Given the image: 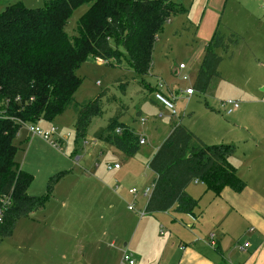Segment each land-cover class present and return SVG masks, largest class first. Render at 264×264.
I'll return each instance as SVG.
<instances>
[{
  "label": "rangeland",
  "instance_id": "rangeland-1",
  "mask_svg": "<svg viewBox=\"0 0 264 264\" xmlns=\"http://www.w3.org/2000/svg\"><path fill=\"white\" fill-rule=\"evenodd\" d=\"M47 1L0 0V10L5 2L40 8ZM173 1L188 12L171 17L158 33L153 48V70L145 78L137 75L122 46H119L122 52L119 61L100 62L89 56L77 70L81 85L74 95L76 103L94 99L105 90L109 96L117 97V101L103 97L104 114L92 119L83 139L76 142L73 109L52 121L37 123L42 130L56 127L51 138L60 140L59 146L33 136L28 125L21 128L14 141L19 148L15 159L32 177L30 195L47 196V200L43 209L18 220L11 237L2 239L0 264H53L48 261L51 256L55 257V264L66 263L57 257L59 248L71 252L77 248L81 252L83 246L90 247L89 243L97 241L106 226L111 233L127 235L129 228L113 226L111 217L115 215L121 226L131 216L139 215V208L145 207L148 196H144V192L152 190L155 174L148 163L168 138L175 122L187 126L206 144H231L238 151L245 144L242 138L249 132L257 136L264 134V34L257 29L258 24H264V0ZM87 9L88 5H83L74 10L65 28L69 36L78 34L77 22ZM218 31L227 36L233 32L240 42L227 52L217 50L222 56L220 77L212 81L208 92L194 90L189 96L186 90L194 89L205 47ZM181 63L186 69H180ZM160 90L166 94L173 91L171 100L175 113L156 101L155 93ZM228 100L238 102L240 108L228 114L224 106ZM120 111H123L122 123L147 139L131 157L110 143L94 138L95 131ZM115 164L122 166L121 172L108 170ZM99 177L120 185V195L104 196L98 185ZM131 187L138 191L136 198L128 192ZM128 204H134L135 211L128 210ZM30 233L35 238L32 239ZM40 236L47 239L55 253L50 249L48 259L42 253V260L36 261L33 256L40 247ZM98 256L92 257L87 252L85 263L91 264L94 259L95 264Z\"/></svg>",
  "mask_w": 264,
  "mask_h": 264
},
{
  "label": "trees",
  "instance_id": "trees-1",
  "mask_svg": "<svg viewBox=\"0 0 264 264\" xmlns=\"http://www.w3.org/2000/svg\"><path fill=\"white\" fill-rule=\"evenodd\" d=\"M83 5L88 9L77 22L78 34L71 37L66 25ZM187 12L173 0H48L40 8L13 3L0 12V204L4 198L9 200L0 224V243L13 235L21 217L46 205L47 196L30 195L32 177L15 159L19 148L14 141L24 124L52 121L73 109L79 142L92 119L104 114L103 97L117 101L105 90L94 99L76 103L79 67L89 56L108 63L119 61L122 46L137 75L145 78L153 70L158 33L171 17ZM239 42L233 32L214 34L205 47L195 91L208 92L212 81L220 77L222 56L217 50L227 52ZM122 115L123 111L117 112L95 131L94 138L131 157L140 149V137L120 122ZM233 152V145L206 144L187 126L176 123L149 162L155 178L146 212L194 214L199 201L188 187L195 180L216 194L225 188L243 191L246 182L229 160Z\"/></svg>",
  "mask_w": 264,
  "mask_h": 264
},
{
  "label": "crops",
  "instance_id": "crops-1",
  "mask_svg": "<svg viewBox=\"0 0 264 264\" xmlns=\"http://www.w3.org/2000/svg\"><path fill=\"white\" fill-rule=\"evenodd\" d=\"M5 3L2 4L0 11L8 5ZM257 29L264 34L263 23L258 24ZM159 92L172 98L171 90L168 94L161 90ZM171 111L173 113V110ZM175 124L176 122L172 125L169 134ZM125 125L128 126V124ZM139 136L142 138L143 135ZM241 141L245 143L244 146L239 151L234 148L229 160L237 168L239 177L246 182V188L243 191L235 192L225 188L220 194H216L208 190L205 184L199 181L194 182V187L188 188L189 194L199 201L194 214H180L174 210L141 214V210L146 211L151 191L148 195L144 192V196L148 197L145 207L139 208V215L131 216L121 226L119 221L117 224L118 219L115 215L111 217L113 226L129 228L130 232L127 235L111 233L109 226H106L104 231L100 232L97 241L89 243L90 247L83 246L81 252L77 251V248L73 252L59 248L57 257L65 260L66 263L58 264H71V262L87 264L84 258L87 252L92 257L99 254L95 264H127L123 261L125 252L131 255L135 264H264V134L257 136L249 132ZM97 168L99 169V166ZM113 169L121 172L122 166L108 170ZM154 178L155 174L153 180ZM98 181L104 196L112 193L120 195V185L115 186L112 182L103 181L100 177ZM108 207L112 208L111 204ZM99 218L103 219V216L100 215ZM123 232H126V229H123ZM29 236L32 239L35 238L33 233ZM39 238L42 241L33 256L36 261L38 259L40 261L42 253L48 259L47 253L51 249L44 236ZM50 252L55 253L53 248ZM71 254H77L78 257L70 256ZM49 260L55 264L54 256L49 257ZM94 262L93 259L91 264Z\"/></svg>",
  "mask_w": 264,
  "mask_h": 264
},
{
  "label": "built area",
  "instance_id": "built-area-1",
  "mask_svg": "<svg viewBox=\"0 0 264 264\" xmlns=\"http://www.w3.org/2000/svg\"><path fill=\"white\" fill-rule=\"evenodd\" d=\"M179 67L182 70L186 66H185V64L181 63L179 65ZM185 78H186V76H185ZM186 93H187V95H193L194 94V89L188 88L186 90ZM155 98H156L157 101H159L160 103H162L164 106L168 107L169 109L173 110V113H175L174 104H173V101L171 100V98L167 97L166 95H164L162 92H159V91H156ZM224 106H226V108H227L226 112L228 114L229 113H233L234 111H237L240 108V104L238 102L231 101V100L226 101V103H224ZM141 121L143 122L144 119L142 118ZM24 125H28V129H29V131L31 132L32 135L40 136L44 140L52 143V145L59 146L60 140H53L51 138V135L56 133V130H57L56 127H51L49 130H42L38 126V124L26 123ZM116 131H117V133H120L121 130L117 129ZM140 143L144 144L145 143V139L144 138H140ZM119 167H120L119 164H115L114 167H109V169L119 168ZM195 182H198V180H195ZM129 192L136 197L138 191H137L136 188H131L129 190ZM149 192H150V189H147L145 191V195H148ZM8 204H9V200L7 198L2 199L1 204H0V224L3 221L4 213H5L6 208L8 207ZM128 208H129V210H135V205L134 204H130ZM141 214H143V212H141ZM213 237L214 236L212 235V238ZM123 261L126 262L127 264H135V260L131 257L130 254H128L126 252L123 255Z\"/></svg>",
  "mask_w": 264,
  "mask_h": 264
}]
</instances>
